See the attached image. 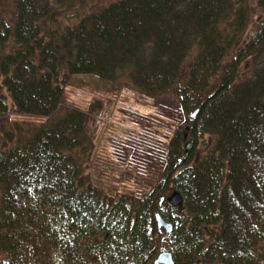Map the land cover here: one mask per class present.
I'll return each mask as SVG.
<instances>
[{
    "label": "trees",
    "instance_id": "16d2710c",
    "mask_svg": "<svg viewBox=\"0 0 264 264\" xmlns=\"http://www.w3.org/2000/svg\"><path fill=\"white\" fill-rule=\"evenodd\" d=\"M53 2L0 23V117L44 119L0 144V264H154L164 245L175 264H264V0L250 39L245 0H116L59 30ZM81 76L175 95L146 166L132 140L122 162L94 152L101 105L66 101Z\"/></svg>",
    "mask_w": 264,
    "mask_h": 264
},
{
    "label": "rangeland",
    "instance_id": "374dc122",
    "mask_svg": "<svg viewBox=\"0 0 264 264\" xmlns=\"http://www.w3.org/2000/svg\"><path fill=\"white\" fill-rule=\"evenodd\" d=\"M54 20L50 24L52 30L65 29L79 24V22L93 11L103 8L116 0H54ZM250 9V25L246 29L245 37L250 39L257 33V24L260 22L261 11L257 7V0H245ZM16 0H0V23H11ZM13 46L12 41L5 44L7 53ZM121 85L114 89L113 84L103 81L94 76H81L71 78L66 90V101L70 108L86 110L93 102L100 101L101 110L94 113L91 121V136L93 138L94 152L104 148V153L118 158L120 162L125 159V146L119 148L122 139L132 140L139 145L145 166L153 156L151 152H142L156 148L158 139L166 140L170 133L168 116L174 110L168 109V105L175 108L178 102L175 95L167 94L159 100H153L141 94L130 85H124L125 80L120 79ZM104 98L106 99L104 101ZM108 98V99H107ZM7 105L12 107L10 99ZM13 122L20 124V131ZM44 123V119L25 117L11 112L7 117H0V144L8 141L5 139L6 132L10 130L18 133L21 137L30 135L36 128ZM132 138V139H125ZM5 139V140H4ZM8 145L9 142H7ZM192 145V143H191ZM154 146V147H153ZM203 151V147L199 149ZM191 152V146L189 153ZM138 191V189H137ZM171 193V192H170ZM165 246L164 252L169 251Z\"/></svg>",
    "mask_w": 264,
    "mask_h": 264
},
{
    "label": "water",
    "instance_id": "95a60500",
    "mask_svg": "<svg viewBox=\"0 0 264 264\" xmlns=\"http://www.w3.org/2000/svg\"><path fill=\"white\" fill-rule=\"evenodd\" d=\"M191 141L187 142L185 155L189 153ZM167 205L173 209L182 212L186 205V196L181 191H174L166 199ZM159 228L164 229L167 234L173 232V225L166 222L159 214L156 216ZM154 264H175L174 256L171 251L161 253L155 260Z\"/></svg>",
    "mask_w": 264,
    "mask_h": 264
}]
</instances>
